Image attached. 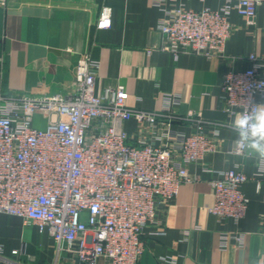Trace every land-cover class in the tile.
<instances>
[{
    "label": "built area",
    "instance_id": "2783aa9c",
    "mask_svg": "<svg viewBox=\"0 0 264 264\" xmlns=\"http://www.w3.org/2000/svg\"><path fill=\"white\" fill-rule=\"evenodd\" d=\"M260 1L227 0L219 9L196 10L154 0L164 13L161 48L176 57L181 52L222 56L233 31L231 10L254 25ZM111 24L112 8L105 4L98 27ZM250 58V68L229 71L222 80L228 109L250 115L249 125L264 97V63L256 54ZM99 66L90 56L80 58L73 85L65 92H0V212L47 231L60 250L78 257V264H97L101 257L108 264H138L145 226L183 183L197 178L188 165L217 149L218 133L207 131L201 113L179 114L175 98L150 110L129 103L124 83L99 91ZM130 119L137 122L134 132L125 127ZM182 121H193L195 132L177 129ZM238 129L242 137L235 151L244 153L253 131ZM247 179L233 168L211 179L215 202L209 210L221 219L243 218L249 198L241 186ZM243 237L224 234L222 243L226 246L232 238L240 243ZM0 264L19 263L0 245Z\"/></svg>",
    "mask_w": 264,
    "mask_h": 264
},
{
    "label": "crops",
    "instance_id": "0c3cea01",
    "mask_svg": "<svg viewBox=\"0 0 264 264\" xmlns=\"http://www.w3.org/2000/svg\"><path fill=\"white\" fill-rule=\"evenodd\" d=\"M173 1L196 10L219 9L227 2ZM105 4L112 8V24L100 28ZM163 17L154 0H0V92H65L73 85L78 60L90 56L100 63L99 91L121 82L132 106L157 110L172 97L179 114L201 113L207 131L217 130L218 147L188 165L197 178L183 183L174 199L160 205L157 219L145 226V250L138 264H264V157L252 146L254 140L244 153L235 151L242 134L234 120L241 112L228 109L222 88L227 72L253 65L251 54L264 63V0L254 25L231 10L232 34L223 55L214 58L193 52L176 57L162 49ZM260 72L264 75V64ZM125 127L134 132L136 120ZM175 127L186 133L196 130L193 121ZM232 168L248 176L241 187L249 207L238 222L209 210L215 202L210 180ZM237 233L244 234L242 242L232 238L223 245L224 234ZM0 245L19 264L79 263L47 231L15 214L0 212ZM97 264L108 261L101 257Z\"/></svg>",
    "mask_w": 264,
    "mask_h": 264
},
{
    "label": "clouds",
    "instance_id": "9594fccd",
    "mask_svg": "<svg viewBox=\"0 0 264 264\" xmlns=\"http://www.w3.org/2000/svg\"><path fill=\"white\" fill-rule=\"evenodd\" d=\"M258 110H261V114L256 117L255 123L249 125L251 119L248 114H241L240 118L234 120V126L241 129H248L251 127L254 136L253 147L264 157V105H258Z\"/></svg>",
    "mask_w": 264,
    "mask_h": 264
}]
</instances>
